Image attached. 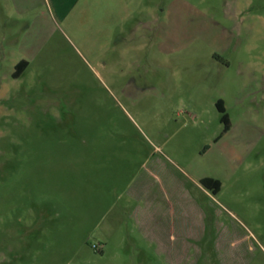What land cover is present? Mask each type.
<instances>
[{
  "label": "rangeland",
  "instance_id": "1",
  "mask_svg": "<svg viewBox=\"0 0 264 264\" xmlns=\"http://www.w3.org/2000/svg\"><path fill=\"white\" fill-rule=\"evenodd\" d=\"M13 2L0 264H264V0Z\"/></svg>",
  "mask_w": 264,
  "mask_h": 264
},
{
  "label": "trees",
  "instance_id": "2",
  "mask_svg": "<svg viewBox=\"0 0 264 264\" xmlns=\"http://www.w3.org/2000/svg\"><path fill=\"white\" fill-rule=\"evenodd\" d=\"M28 61L22 59L15 66V71L13 72V78H19L26 68L28 67ZM218 111L221 113V121L224 123V132H227L231 127L230 117L226 111L225 103L223 99H219L216 103ZM201 184L211 190L213 194H217L221 190L222 183L219 179H215L212 177H205L201 179Z\"/></svg>",
  "mask_w": 264,
  "mask_h": 264
},
{
  "label": "crops",
  "instance_id": "3",
  "mask_svg": "<svg viewBox=\"0 0 264 264\" xmlns=\"http://www.w3.org/2000/svg\"><path fill=\"white\" fill-rule=\"evenodd\" d=\"M8 1H9V0H8ZM13 1H15V0H10V2H12V3H10V4H11L10 6H7L6 3H5V0H0V19L4 17L5 12H7L6 17L10 18V17L13 16L14 13H18L19 15H26V14L32 12L33 10H35V8H36V7L34 6L35 4H30V3L28 2V3H27V8L24 9L25 11L21 13L20 10H22V9H20V7L17 8ZM16 1H17V2H22L23 0H16ZM76 1H77V0H76ZM45 2H46V7H47V9H48L50 12H52V11H53V6H52L53 3L51 2V0H45ZM72 2H73V1H72ZM9 13H12V15L9 14ZM34 24H35V23L32 24V27H34ZM30 26H31V25H30ZM31 30H33V28H32ZM24 72H25V71H24ZM23 74H24V73H23Z\"/></svg>",
  "mask_w": 264,
  "mask_h": 264
}]
</instances>
